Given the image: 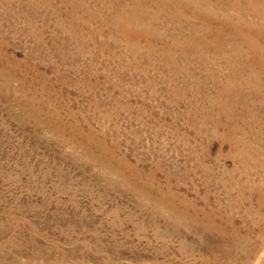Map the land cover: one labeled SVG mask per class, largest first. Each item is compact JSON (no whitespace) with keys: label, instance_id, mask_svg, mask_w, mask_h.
I'll use <instances>...</instances> for the list:
<instances>
[{"label":"rangeland","instance_id":"374dc122","mask_svg":"<svg viewBox=\"0 0 264 264\" xmlns=\"http://www.w3.org/2000/svg\"><path fill=\"white\" fill-rule=\"evenodd\" d=\"M0 264H264V0H0Z\"/></svg>","mask_w":264,"mask_h":264}]
</instances>
